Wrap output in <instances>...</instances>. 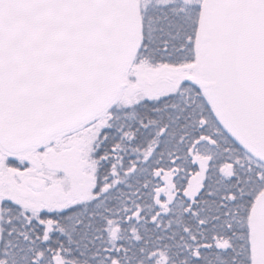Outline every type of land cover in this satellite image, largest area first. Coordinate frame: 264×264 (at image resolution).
Wrapping results in <instances>:
<instances>
[{
  "label": "snow or ice",
  "instance_id": "obj_1",
  "mask_svg": "<svg viewBox=\"0 0 264 264\" xmlns=\"http://www.w3.org/2000/svg\"><path fill=\"white\" fill-rule=\"evenodd\" d=\"M0 264H264V0H0Z\"/></svg>",
  "mask_w": 264,
  "mask_h": 264
}]
</instances>
